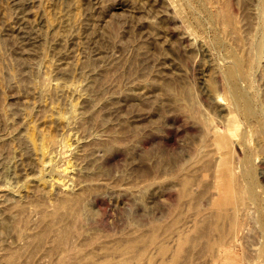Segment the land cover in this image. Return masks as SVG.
<instances>
[{
	"label": "rangeland",
	"instance_id": "374dc122",
	"mask_svg": "<svg viewBox=\"0 0 264 264\" xmlns=\"http://www.w3.org/2000/svg\"><path fill=\"white\" fill-rule=\"evenodd\" d=\"M0 264H264V0H0Z\"/></svg>",
	"mask_w": 264,
	"mask_h": 264
},
{
	"label": "bare ground",
	"instance_id": "6f19581e",
	"mask_svg": "<svg viewBox=\"0 0 264 264\" xmlns=\"http://www.w3.org/2000/svg\"><path fill=\"white\" fill-rule=\"evenodd\" d=\"M244 63L241 58L235 56L234 59L232 60V63L228 66L226 73L229 77H232L233 74L237 71L244 72ZM231 95L233 96V104L235 106L236 110L243 109L244 112L246 113L247 116L249 117H254L256 116V111L253 108L252 101L249 95H247V91H242L239 90L238 87L235 86V83H233L232 88L230 89ZM235 134V129L232 126L227 125L226 131L225 132H217L215 133L214 141L216 148L221 150L222 153H231L230 151V145L232 143V135ZM231 160L232 157L229 156H223L220 157L218 160V167L220 168L219 170L217 169L216 172V182L220 183L221 180H224V183H227L229 181V178L231 179L233 174H234V168L231 166ZM252 160H251V154H248L245 158V170L247 171L248 174L251 176V180L249 183H255V181L252 178L251 171H252ZM249 195L252 196V189L251 186L248 188ZM219 205L222 204H229L233 202V198L229 197L226 198L225 202L220 201ZM61 205H59L60 207ZM217 217L220 218L221 215L217 214ZM215 229H221L219 224L215 223L213 225ZM199 229V228H198ZM67 231L65 230H60L57 235H56V244L57 245H64L66 243V239L68 238ZM221 233L224 235L226 231H222ZM192 238V240H195V237H185L183 241ZM190 240V239H189ZM222 240V239H220ZM180 244V243H179ZM182 245V243L180 244ZM130 247V245L128 246ZM127 249V248H126Z\"/></svg>",
	"mask_w": 264,
	"mask_h": 264
}]
</instances>
